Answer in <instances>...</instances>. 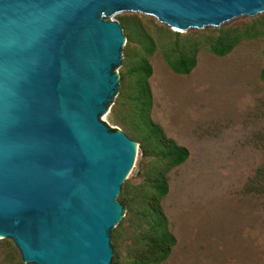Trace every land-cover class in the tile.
<instances>
[{
    "label": "water",
    "instance_id": "obj_1",
    "mask_svg": "<svg viewBox=\"0 0 264 264\" xmlns=\"http://www.w3.org/2000/svg\"><path fill=\"white\" fill-rule=\"evenodd\" d=\"M177 32L264 13V0H0V239L24 264H111L136 145L101 120L124 36L102 14Z\"/></svg>",
    "mask_w": 264,
    "mask_h": 264
},
{
    "label": "rangeland",
    "instance_id": "obj_2",
    "mask_svg": "<svg viewBox=\"0 0 264 264\" xmlns=\"http://www.w3.org/2000/svg\"><path fill=\"white\" fill-rule=\"evenodd\" d=\"M101 17L117 22L124 36L114 69L118 88L101 120L136 145L116 199L122 219L110 233L111 264H130L143 248L152 193L146 179L161 165L135 100L132 70L143 60L151 69L148 117L188 151L187 160L165 175L168 191L159 206L175 246L160 264H264V13L186 32L142 14ZM246 29L259 34L222 58L208 52L211 39ZM191 55L196 62L188 75L174 74L166 62ZM0 264H24L10 240L0 239Z\"/></svg>",
    "mask_w": 264,
    "mask_h": 264
},
{
    "label": "trees",
    "instance_id": "obj_3",
    "mask_svg": "<svg viewBox=\"0 0 264 264\" xmlns=\"http://www.w3.org/2000/svg\"><path fill=\"white\" fill-rule=\"evenodd\" d=\"M258 32L248 33V30L224 32L219 36L210 40L207 44L208 52L216 57L222 58L228 55L233 48L248 37H253ZM145 43L147 37L143 36ZM152 45H145V53L151 54ZM264 57V50H263ZM166 62L171 71L176 75H188L195 67V56H181L176 59L166 57ZM136 74L135 91L136 102L139 110V118L141 126L151 141L153 147L158 151L160 167L146 179L150 185L152 193L147 203L146 218L150 233L145 238L142 249L133 253V260L130 264H160L164 262L170 255L175 246V239L167 229V221L164 217L159 203L168 191L166 173L172 169L182 165L188 158L186 148L176 145L172 140L168 139L162 129L154 124L148 117L149 107L151 104V94L147 79L151 76V69L144 60L139 62L137 67L132 70ZM260 80L264 83V66L260 72ZM111 131H114L110 129Z\"/></svg>",
    "mask_w": 264,
    "mask_h": 264
}]
</instances>
